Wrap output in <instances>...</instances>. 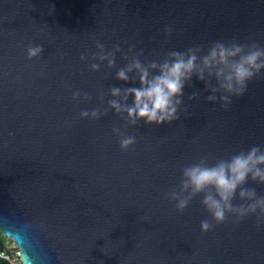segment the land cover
I'll use <instances>...</instances> for the list:
<instances>
[{
  "label": "water",
  "instance_id": "water-1",
  "mask_svg": "<svg viewBox=\"0 0 264 264\" xmlns=\"http://www.w3.org/2000/svg\"><path fill=\"white\" fill-rule=\"evenodd\" d=\"M98 40L142 50L143 63L217 40L264 46V0H0V223L31 225L35 264H264L254 215L204 232L202 197L183 212L167 198L200 157L264 147V74L227 108L194 76L180 119L131 126L109 101L124 103L139 74L117 78L123 53L111 68L81 60ZM35 45L44 51L29 59ZM77 91L91 99H73ZM94 109L99 119L81 118ZM114 127L135 136L127 151ZM246 186L264 195V185Z\"/></svg>",
  "mask_w": 264,
  "mask_h": 264
},
{
  "label": "clouds",
  "instance_id": "clouds-1",
  "mask_svg": "<svg viewBox=\"0 0 264 264\" xmlns=\"http://www.w3.org/2000/svg\"><path fill=\"white\" fill-rule=\"evenodd\" d=\"M171 31V28L166 29ZM98 51L85 53L81 60L107 62L109 68L116 64V54L123 53L129 60L127 68H121L117 78L128 82V73L138 72L139 87L127 88L123 92V101H109L116 114L126 113V124L136 126L140 121L148 125H164L180 119V109L184 104L185 87L190 86L196 76L204 82L211 95L209 102H221L227 108L233 97L243 96L248 84L257 76L264 74V46L259 43H240L238 40L224 42L217 40L211 45L197 44L185 51H170L162 60L153 59L143 63V51L136 52L134 46L124 52L119 44L109 50L99 40L96 41ZM43 46H29L28 58L42 55ZM129 54H131L129 56ZM93 71L100 70V63H91ZM155 70L157 74H151ZM213 79L216 85L213 86ZM112 95L121 97V89L113 88ZM219 93V95H217ZM90 100L87 93L74 92L73 99L81 97ZM198 92L188 96L189 100L197 99ZM129 97H134L128 104ZM107 115V112L104 113ZM83 119H99L100 112L84 110L80 113ZM122 118L123 115H121ZM113 133L120 137V147L127 151L136 143L135 136L126 135L118 127ZM209 157H200L195 162L182 168L179 188L167 193V198L174 202L175 208L183 212L198 196L211 216L201 221L204 232L212 230L216 224L224 223L230 217L241 221L254 215L258 225H264V195L258 194L254 187H247L249 179L256 184L264 185V147L253 145L247 151H239L228 158L209 162ZM238 198L242 203L236 204ZM31 225L12 224L7 217L0 223V235H6L17 245L19 264H35L30 236Z\"/></svg>",
  "mask_w": 264,
  "mask_h": 264
},
{
  "label": "built area",
  "instance_id": "built-area-1",
  "mask_svg": "<svg viewBox=\"0 0 264 264\" xmlns=\"http://www.w3.org/2000/svg\"><path fill=\"white\" fill-rule=\"evenodd\" d=\"M6 236V235H5ZM0 256L8 258L12 264H19L17 245L6 236L4 243H0Z\"/></svg>",
  "mask_w": 264,
  "mask_h": 264
},
{
  "label": "trees",
  "instance_id": "trees-1",
  "mask_svg": "<svg viewBox=\"0 0 264 264\" xmlns=\"http://www.w3.org/2000/svg\"><path fill=\"white\" fill-rule=\"evenodd\" d=\"M6 240V237L4 235H0V243H4ZM0 264H12V262L3 256H0Z\"/></svg>",
  "mask_w": 264,
  "mask_h": 264
},
{
  "label": "rangeland",
  "instance_id": "rangeland-1",
  "mask_svg": "<svg viewBox=\"0 0 264 264\" xmlns=\"http://www.w3.org/2000/svg\"><path fill=\"white\" fill-rule=\"evenodd\" d=\"M5 236V235H4ZM6 237V236H5ZM11 241V240H10Z\"/></svg>",
  "mask_w": 264,
  "mask_h": 264
}]
</instances>
